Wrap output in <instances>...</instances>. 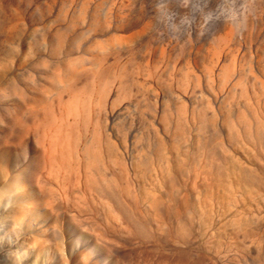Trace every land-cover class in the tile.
<instances>
[{
    "label": "rangeland",
    "instance_id": "rangeland-1",
    "mask_svg": "<svg viewBox=\"0 0 264 264\" xmlns=\"http://www.w3.org/2000/svg\"><path fill=\"white\" fill-rule=\"evenodd\" d=\"M0 114L54 263L264 264V0H0Z\"/></svg>",
    "mask_w": 264,
    "mask_h": 264
},
{
    "label": "bare ground",
    "instance_id": "bare-ground-1",
    "mask_svg": "<svg viewBox=\"0 0 264 264\" xmlns=\"http://www.w3.org/2000/svg\"><path fill=\"white\" fill-rule=\"evenodd\" d=\"M1 118L3 119L4 117ZM23 128L24 127H22V130ZM23 137L24 136L21 134H19V136H15L12 132L0 133V264H65V262L54 263V260L52 261L51 258L46 255V237H48V235H45L48 233L45 234V232L46 229L50 228L43 229V227H39L31 222V218V220L27 218V213L30 211L32 202L25 199L23 200L20 197L22 190L27 187L29 181L28 174L26 173V185L23 181L24 178L22 177L23 180L20 178V176H22L23 167L21 166V168H19V165L16 163H21V161L18 160L19 162H16L14 160L16 163L14 162L13 166H9V161L11 163V153L21 147ZM55 148L56 147H54V149ZM60 150L61 149H56L54 151L49 150L48 152L43 153L45 160H43L42 169L47 170V174L53 173L54 171L57 172L59 170V164H61L60 162H64H59L61 159L60 156L63 157L64 155V153L62 154V151ZM73 161H75L74 158ZM69 167L71 168V166ZM24 169H27L28 171L32 170L27 164ZM70 171L74 172L75 170L71 168ZM38 175L39 174H33L34 182L37 185L38 190L44 192L46 195L47 193L44 191L43 184L40 183ZM54 176L56 177V175ZM45 177H47V175ZM49 178H52V176ZM63 178L65 177L63 176ZM60 179H62V177ZM50 190L51 189H49V191ZM42 196L44 197V194ZM48 201L50 203V199ZM47 206L49 205L47 204ZM66 264H76L75 257H70V260H68Z\"/></svg>",
    "mask_w": 264,
    "mask_h": 264
}]
</instances>
